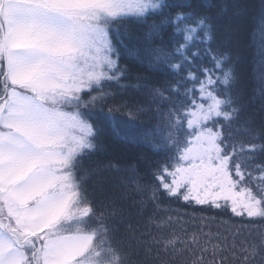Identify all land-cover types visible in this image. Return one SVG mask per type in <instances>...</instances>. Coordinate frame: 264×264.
<instances>
[{"label": "snow or ice", "instance_id": "snow-or-ice-1", "mask_svg": "<svg viewBox=\"0 0 264 264\" xmlns=\"http://www.w3.org/2000/svg\"><path fill=\"white\" fill-rule=\"evenodd\" d=\"M201 7L213 5L205 0ZM210 19L191 0H0V264H129L76 176L80 159L96 148L92 109L118 94L105 87H133L120 83L125 76L113 59V25L126 21L146 26L149 37L172 30L171 50H151L173 75L152 89L153 102H171L155 132L172 153L154 174L152 198L182 194L189 204L264 220V162L251 167L264 143H237L225 132L240 112L226 95L235 79L228 57L206 47L213 68L193 71L203 59L200 46L214 39ZM90 92L97 95L84 100ZM128 116L135 118L131 110ZM197 242L193 234L190 243ZM153 243L180 253L185 249L176 245L187 242L173 234ZM262 248L264 239L242 248V264Z\"/></svg>", "mask_w": 264, "mask_h": 264}, {"label": "trees", "instance_id": "trees-1", "mask_svg": "<svg viewBox=\"0 0 264 264\" xmlns=\"http://www.w3.org/2000/svg\"><path fill=\"white\" fill-rule=\"evenodd\" d=\"M204 2L191 0V5L211 17L208 22L213 25L214 39L200 46L203 59H197L193 71L213 68L214 62L204 52L206 47L227 55L225 67L233 69L235 79L226 95L240 112L238 119L225 125V132H230L237 143L262 144L264 139L253 137L264 134V0H210L211 8L201 7ZM179 10L168 11L174 14ZM160 19L150 17L147 23ZM171 31L168 28L149 37L142 24L126 21L113 25V44L119 53L113 59H117L118 70L125 76L120 83L133 87H105L106 92L118 94L92 109V122L98 129L96 148L80 159L77 180L95 205L96 214H104L113 230V243L122 248L121 254L128 255L129 264H192L200 257L201 264H220L221 260L223 264H242L240 250L264 239V220L235 216L230 208L189 204L182 194L169 198L161 192L152 198L158 186L154 174L171 163L168 157L172 155L155 132L158 124L164 123L162 117L171 102H153L152 89L166 86V82L173 81V75L151 50L162 45L171 50ZM117 107L119 111H115ZM109 108L114 111L105 118ZM129 110L134 119L128 116ZM254 155L251 167L264 162V154ZM257 175L253 172V176ZM258 183L252 181L253 186ZM114 209L116 214L112 215ZM169 218L170 226L156 227ZM173 234L187 242L176 245L184 251L174 253L169 248L165 253L162 245L153 243ZM193 234L198 236L196 244L190 243ZM149 245L151 253L147 252ZM250 264H264V248Z\"/></svg>", "mask_w": 264, "mask_h": 264}, {"label": "rangeland", "instance_id": "rangeland-1", "mask_svg": "<svg viewBox=\"0 0 264 264\" xmlns=\"http://www.w3.org/2000/svg\"><path fill=\"white\" fill-rule=\"evenodd\" d=\"M87 91V90H86ZM93 95H97V93L96 92H90L88 95H86L87 96V99L86 100H88L89 99V96H93ZM67 111H71V110H73V109H66ZM221 203H223V202H221Z\"/></svg>", "mask_w": 264, "mask_h": 264}]
</instances>
